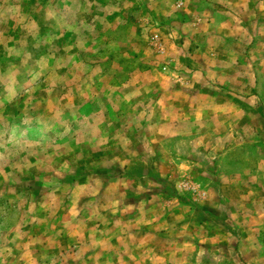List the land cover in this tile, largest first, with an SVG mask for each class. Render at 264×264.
<instances>
[{
    "label": "rangeland",
    "instance_id": "rangeland-1",
    "mask_svg": "<svg viewBox=\"0 0 264 264\" xmlns=\"http://www.w3.org/2000/svg\"><path fill=\"white\" fill-rule=\"evenodd\" d=\"M0 264H264V0H0Z\"/></svg>",
    "mask_w": 264,
    "mask_h": 264
}]
</instances>
